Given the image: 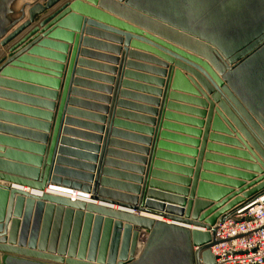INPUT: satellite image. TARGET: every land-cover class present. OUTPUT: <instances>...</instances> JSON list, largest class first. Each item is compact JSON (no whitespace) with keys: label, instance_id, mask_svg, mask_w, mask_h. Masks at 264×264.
Instances as JSON below:
<instances>
[{"label":"water","instance_id":"1","mask_svg":"<svg viewBox=\"0 0 264 264\" xmlns=\"http://www.w3.org/2000/svg\"><path fill=\"white\" fill-rule=\"evenodd\" d=\"M70 12L75 15H70L65 20L66 25L60 28L66 29L67 24H74L80 31L76 47L71 51L69 79L50 138L0 125V130L7 133L28 136L42 144L49 141L45 148L0 138V143L6 146L33 152L13 153L4 149V156H0V180L10 184L0 183V264H213L215 258L210 248L220 242L215 237L217 223L223 222L236 207L264 194V0H0V71L6 72V66L14 60L13 52L18 46L49 22H52L50 27ZM24 30L23 35L18 37ZM55 30L45 36L54 37ZM83 34L96 35L123 45L116 87L112 90V109L122 68L127 64L125 58L133 56L127 48L130 46L155 54L171 64L170 68L163 65L168 68L166 87L171 84L170 81L174 84L178 80L194 85L204 98L187 100L208 108L207 119L215 112V126L225 122L233 128L230 132L223 127L219 132L229 136L233 134L236 139L216 138L238 149L217 146V152L231 157L209 158L244 171L213 167L215 171L235 179L203 175L204 180L212 183H198L196 169L188 192L149 181V175L153 174V178L171 182L180 180L185 185L189 183V179L177 175L151 173V167L155 165L159 168V163H149L144 178L105 168L112 166L139 174L145 172L141 167L104 159L107 135L103 139L64 127L76 125L102 130L101 127L66 117V114H78L94 118L67 107L70 95L76 92L71 86L78 83L74 75L80 74L76 70V66L81 64L78 57L86 55L107 60V57L81 51L82 42L94 45L83 39ZM34 44H37L36 50L50 47L47 41L41 39ZM145 59L156 63L148 57ZM128 65L138 67L132 63ZM139 68L165 74L147 67ZM81 74L106 79L100 75ZM94 87L110 93L109 88ZM188 90L189 94H196L190 85ZM121 93L138 98L130 93ZM208 95L212 99H208ZM185 111L204 115V111ZM117 113L121 114L120 111ZM180 120L201 124L196 120ZM65 135L97 143L102 141V145L97 147L66 139ZM176 139L190 142L182 137ZM67 146L100 153L98 156L81 153ZM111 154L114 151L108 152V156ZM167 158L178 159L187 165L191 163L170 155ZM138 160L144 162V159ZM162 166L188 176L185 169L166 164ZM103 176L142 186L111 182ZM52 186L87 193L90 198L85 202L56 195L48 191ZM105 186L116 187L132 195L115 192ZM112 206L153 217L115 211ZM155 217L166 219L169 223Z\"/></svg>","mask_w":264,"mask_h":264},{"label":"crops","instance_id":"2","mask_svg":"<svg viewBox=\"0 0 264 264\" xmlns=\"http://www.w3.org/2000/svg\"><path fill=\"white\" fill-rule=\"evenodd\" d=\"M70 15L75 14L70 12V14L52 24L50 27L49 25L52 22H49L44 27L40 28L34 36L15 49L13 52L15 53L13 56L14 60L6 66V72L4 73L3 70L0 71V125L30 133H36L38 135H46L48 139L50 138L58 113L57 111L64 96V89L66 88L69 79V69L71 67L70 61L72 59L71 51L76 47V40L80 31V29L77 28L78 26L74 24H67L66 29L60 28V26L66 25L65 20ZM26 18L27 14L25 19ZM54 29H56L55 32H53L55 33L54 37L49 38L48 36H45L50 31H54ZM90 29L99 32V30L94 28ZM25 31L26 30H24L18 37L23 35ZM18 37L16 39H18ZM40 39L42 41H47V43L50 44V47L36 50L37 44L34 43ZM83 39L93 42L94 45H88L82 42L83 44L80 47L81 51H87L107 57V60L97 59L86 55L78 57L81 64L76 66V70L79 71L80 74L74 75V79L77 80L78 83L71 86L76 92L70 95L71 101L68 103L67 107L74 111L86 113L91 116L93 115L94 118L78 114H66V117L82 123L101 127L102 130L97 131L76 125H65L64 127L82 133L96 135L103 139L107 135L104 159H111L126 165L141 167L145 172L139 174L135 171H130L129 169L115 168L112 166H105V168L117 173L144 178L149 163L150 165L151 163H159V165H157L159 168H155V165L151 167V173L156 171L177 175L189 179V183L185 185V183L180 182V180L171 182L153 178V174L149 175L148 180L185 189L188 192L191 189V183L193 182L196 169L198 173V183L201 181L212 183L204 180V178H202L203 175L208 177L235 179L215 171L213 167H226L238 171H244L209 158L210 156L231 157L217 152L215 149L217 146L238 149L229 144H225L224 142H220L216 138L217 136L235 138L233 134L232 136H229L219 132L223 127L229 129L230 132L233 131V128L231 129L225 122L216 123L215 126V123L213 122V115H215V112H212L210 118L207 119L208 108H202L187 100L196 98L203 100L204 98V95H200L198 89L193 87L194 85L189 84L190 87L195 90V95L189 94V85L180 80L174 83L176 86H173V82L170 81L171 84H168V87H166L165 83L167 81L168 68L163 67V65L170 68L171 64L169 62L155 54L131 48L129 46L127 49L129 53H133V56H126L125 58V63L127 64L122 68V76L119 80L117 95L115 96L112 109V90L116 87L117 72L121 65L120 62L122 61L120 51H122L123 45L110 39H104L92 34H83ZM25 49L26 51H24ZM19 54L21 55L18 58H15V56ZM4 57H6V55ZM145 57L155 60L156 63L154 64L153 62L146 60ZM108 58L111 60H108ZM128 63L136 64L138 67H131ZM88 64L99 65L108 69H97ZM139 66L162 71L165 74L162 75L145 69H140ZM1 67L2 65H0V69ZM174 70L178 71L176 67H174ZM124 72L126 75H124ZM181 72L188 77V74L183 71ZM81 73L100 75L107 80L86 76ZM134 76L151 79L154 80V82L150 80H140ZM94 86L109 88L110 93L105 92V90L101 91ZM121 91L128 94L130 93L138 98L123 95ZM139 97L142 99H139ZM207 97L208 99H212V96L210 95ZM185 109L204 111V115L193 114L194 112H187ZM119 111L121 114L117 113ZM99 118H102L103 120ZM180 119L196 120L200 121L201 124L186 122ZM46 127H48L47 130ZM180 129H187L190 132H185ZM196 132H198V134ZM165 135L173 137L168 138L165 137ZM3 137L45 148L48 147L49 144V141L42 144L28 136L12 132L7 133L0 130V138ZM64 137L66 139L91 143V145L97 147L102 145V141L97 143L93 140L81 139L82 137L78 138L68 135H65ZM176 137L188 139L190 142L185 143L179 141ZM163 145H171L176 148H167ZM67 148L96 156L100 153L99 151L91 152L93 150H84L82 147L72 148L71 146H67ZM4 149H9V151H12L13 153H33L28 150L20 151L0 143V156H4L2 155ZM181 149H185L188 152ZM109 151H114V154L108 156ZM160 153L163 155H160ZM167 155L187 159L191 161V163L187 165L185 162L184 164L182 163L183 161L181 162L178 159H169L167 158ZM139 158L144 159V162L138 160ZM163 164L185 169L188 171L186 172V175L188 176H184L183 172L175 173L164 169L162 166ZM245 172L251 173L246 170ZM257 176H259V174H257ZM103 177L109 179L111 182L127 186H142V184L116 177ZM0 183L10 185L1 180ZM51 188L59 191H69L61 187L53 186ZM105 188L115 192L128 194V192L116 187L105 186ZM72 193L70 194V197H72V195L80 196L79 192L74 191ZM195 193H197V188ZM187 196L188 193L186 194V197ZM111 209L137 216L143 215L145 217H153L135 211L129 212L116 206H112ZM159 218L161 221L169 223L166 219ZM159 218L155 217V219ZM189 229L191 230L192 228Z\"/></svg>","mask_w":264,"mask_h":264},{"label":"built area","instance_id":"3","mask_svg":"<svg viewBox=\"0 0 264 264\" xmlns=\"http://www.w3.org/2000/svg\"><path fill=\"white\" fill-rule=\"evenodd\" d=\"M70 198L87 202L90 194ZM216 228L213 264H264V194L236 207Z\"/></svg>","mask_w":264,"mask_h":264},{"label":"bare ground","instance_id":"4","mask_svg":"<svg viewBox=\"0 0 264 264\" xmlns=\"http://www.w3.org/2000/svg\"><path fill=\"white\" fill-rule=\"evenodd\" d=\"M53 187V186H52ZM54 187H60V186H54ZM61 188H63V187H61ZM64 189H66V190H69V191H72V192H74V190H70V189H67V188H64ZM50 193H53V194H56V195H63V196H68V197H70V194L72 193V192H69V191H59V190H55L54 188H49V190H48ZM75 192H77V191H75ZM39 193V192H38ZM73 194V193H72ZM168 221V220H167Z\"/></svg>","mask_w":264,"mask_h":264}]
</instances>
